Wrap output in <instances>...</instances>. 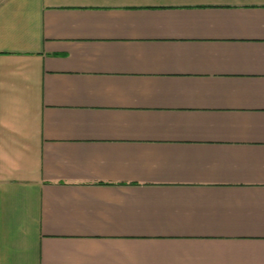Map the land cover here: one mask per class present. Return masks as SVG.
I'll return each mask as SVG.
<instances>
[{
	"label": "crops",
	"instance_id": "crops-1",
	"mask_svg": "<svg viewBox=\"0 0 264 264\" xmlns=\"http://www.w3.org/2000/svg\"><path fill=\"white\" fill-rule=\"evenodd\" d=\"M0 264H264V0H0Z\"/></svg>",
	"mask_w": 264,
	"mask_h": 264
}]
</instances>
